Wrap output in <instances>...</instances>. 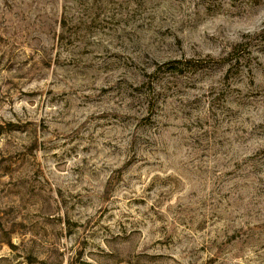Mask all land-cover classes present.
<instances>
[{"label":"rangeland","instance_id":"obj_1","mask_svg":"<svg viewBox=\"0 0 264 264\" xmlns=\"http://www.w3.org/2000/svg\"><path fill=\"white\" fill-rule=\"evenodd\" d=\"M0 264H264V0H0Z\"/></svg>","mask_w":264,"mask_h":264}]
</instances>
